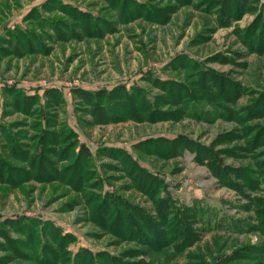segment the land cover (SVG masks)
<instances>
[{
	"label": "rangeland",
	"instance_id": "rangeland-1",
	"mask_svg": "<svg viewBox=\"0 0 264 264\" xmlns=\"http://www.w3.org/2000/svg\"><path fill=\"white\" fill-rule=\"evenodd\" d=\"M0 264H264V0H0Z\"/></svg>",
	"mask_w": 264,
	"mask_h": 264
},
{
	"label": "trees",
	"instance_id": "trees-1",
	"mask_svg": "<svg viewBox=\"0 0 264 264\" xmlns=\"http://www.w3.org/2000/svg\"><path fill=\"white\" fill-rule=\"evenodd\" d=\"M99 94H102V93H99ZM25 98V97H24ZM26 99V98H25ZM19 101L23 102L24 100L23 99H19ZM18 101V102H19ZM19 103L18 107L20 108H24V107H27L25 105H22V103ZM23 106V107H22ZM50 148V147H48ZM79 159L81 160L82 156H85V157H91L92 156V153L90 152V150L88 149V147L85 145V144H81L80 145V148H79ZM69 156V155H68ZM65 158V157H64Z\"/></svg>",
	"mask_w": 264,
	"mask_h": 264
}]
</instances>
